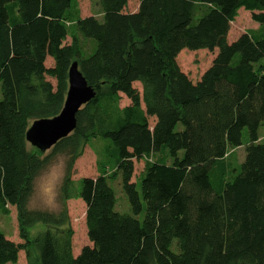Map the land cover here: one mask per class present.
Wrapping results in <instances>:
<instances>
[{
  "label": "trees",
  "instance_id": "16d2710c",
  "mask_svg": "<svg viewBox=\"0 0 264 264\" xmlns=\"http://www.w3.org/2000/svg\"><path fill=\"white\" fill-rule=\"evenodd\" d=\"M128 1L98 0L99 19L74 18L75 0H0V212L17 210L22 241L0 232V264L21 252L27 264H264V0H138L134 13ZM240 10L259 29L230 42ZM183 50H217L197 82L178 64ZM75 62L96 96L42 153L26 133L61 113ZM92 139L113 145V174L101 165L75 181ZM58 156L67 159L61 211L30 209ZM119 178L128 213L117 210ZM70 200L86 205L89 244L77 256Z\"/></svg>",
  "mask_w": 264,
  "mask_h": 264
},
{
  "label": "rangeland",
  "instance_id": "374dc122",
  "mask_svg": "<svg viewBox=\"0 0 264 264\" xmlns=\"http://www.w3.org/2000/svg\"><path fill=\"white\" fill-rule=\"evenodd\" d=\"M139 8L138 0H129L126 8L127 13L137 12ZM102 10L98 0H75L72 9V16L89 17L95 15L101 17ZM259 25L254 23L251 18V13L241 10L237 19L232 23L229 33V41L236 40L241 34L246 31H257ZM217 50L210 52L208 50L190 51L183 50L178 56V64L181 70L186 73L193 82H197L203 74L211 67ZM53 61L48 59L47 67H51ZM54 85L55 80L49 79ZM135 87L141 92L142 87L139 83ZM0 99H2V92L0 86ZM129 101L123 97L121 106L127 105ZM156 118H150V125L153 126ZM260 136L264 140V125L259 130ZM113 145L105 139H92L86 147L85 152L81 158L75 163L72 179L78 181L82 178H92L99 175L101 165H106L107 174H113ZM182 155V153H181ZM244 148H240L231 153V160L239 164L244 159ZM158 156H154L156 161ZM67 159L64 156H58L54 162L36 179L35 192L30 202V209L48 211L51 213H59L62 209L61 203V187L66 174ZM145 168V161L135 163V173L132 181H139L141 174ZM112 186L118 198L117 210L122 213L130 212L128 200L123 193L121 179L113 180ZM68 214L70 218L69 224L73 230V251L74 254L81 251V249L89 244L87 239V229L85 222L86 205L81 200H70L67 202ZM39 226L31 230V234L35 235L39 230L43 229ZM0 232L4 233L6 237L14 240L17 243H22L19 237L18 215L15 208H11V214L5 215L0 212ZM176 245V242H175ZM175 249V246H173ZM17 264H27L25 252L20 253L19 262Z\"/></svg>",
  "mask_w": 264,
  "mask_h": 264
},
{
  "label": "water",
  "instance_id": "95a60500",
  "mask_svg": "<svg viewBox=\"0 0 264 264\" xmlns=\"http://www.w3.org/2000/svg\"><path fill=\"white\" fill-rule=\"evenodd\" d=\"M96 96L94 88L88 85L73 63L69 70V88L61 113L51 119L32 123L26 133L27 142L42 153L50 151L60 140L68 137L76 128L77 113Z\"/></svg>",
  "mask_w": 264,
  "mask_h": 264
},
{
  "label": "crops",
  "instance_id": "0c3cea01",
  "mask_svg": "<svg viewBox=\"0 0 264 264\" xmlns=\"http://www.w3.org/2000/svg\"><path fill=\"white\" fill-rule=\"evenodd\" d=\"M241 11V10H240ZM240 11H239V13H240ZM101 17H102V14H101ZM101 17H98L99 19L101 18ZM48 59H51V58H48ZM47 59V60H48ZM52 60V59H51ZM53 61V60H52ZM79 253H80V251L79 252H77L76 254H74L75 256H77V255H79Z\"/></svg>",
  "mask_w": 264,
  "mask_h": 264
}]
</instances>
